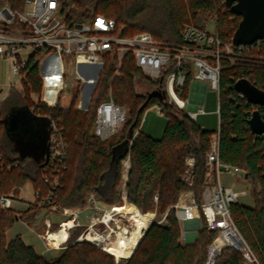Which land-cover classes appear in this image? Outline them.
Segmentation results:
<instances>
[{"label": "trees", "instance_id": "obj_1", "mask_svg": "<svg viewBox=\"0 0 264 264\" xmlns=\"http://www.w3.org/2000/svg\"><path fill=\"white\" fill-rule=\"evenodd\" d=\"M65 11L71 8L69 20L81 23L104 15L117 23V33L132 37L140 32H149L156 40L181 44L185 25L204 29L210 18L218 21V32L222 39L233 36L241 18L234 16L225 0H60ZM72 6V7H71ZM234 29V30H233ZM264 57V46L261 53ZM40 55H36L22 72V90L13 88L8 97L9 105L0 100V156L6 170L0 174V195L9 194L16 187L31 182L35 190L48 193L43 176L49 173L48 164L41 166L33 158H22L7 134L3 120L16 107L30 108L34 115L44 121L59 120L64 127L69 143L67 169L55 202L60 207H84L87 197L96 194L104 201L121 203L117 187L121 182V164L130 153L131 169L128 175V200L143 211L154 208V196L158 193V210L167 213L166 224L154 223L146 232L134 255L126 264H207L209 248L218 236L217 231L208 230L201 216V230L197 240L183 243L182 227L176 218L175 204L182 192L191 191L195 201L203 199L206 177V154L216 131L200 127L196 121L167 107L164 115L169 122L161 139H154L142 132L141 122L150 107L164 105L162 91L165 83H151L137 68L134 58L126 56L121 76L114 79L112 92L114 102L127 109V120L116 134L119 139H100L95 133L97 109L106 100L114 76L113 57L107 59L98 87L87 112L77 109L80 99L78 91L71 95L68 107H49L42 102L44 80L41 77ZM56 59L49 61L48 96L54 101L57 84L52 82ZM221 73V143L220 159L244 170L252 181L253 206L235 203L231 206V217L243 241L256 260L264 264V136L252 133L249 114L253 108L241 100L234 88L235 79H247L256 87L264 89V62H244L232 67L227 60L222 62ZM235 78V79H234ZM148 85V92L138 94L137 82ZM79 85L80 82H75ZM190 80L187 81L183 97H187ZM83 89L80 107L89 99ZM34 97L38 99L35 103ZM144 106L143 110L142 107ZM34 108V110H32ZM264 119V106L260 107ZM137 133V134H136ZM115 134V135H116ZM136 134V135H135ZM130 144V146H129ZM113 155L115 160L113 161ZM195 159L192 185L183 180L186 162ZM115 176L110 198L101 191L107 182L108 173ZM43 211L34 203L24 212H15L0 207V264H114L111 255L87 243L71 244L52 259H47L34 246L27 244L18 235L8 241L6 232L16 221L28 224L35 221ZM244 254L233 248H224L211 264H248Z\"/></svg>", "mask_w": 264, "mask_h": 264}, {"label": "built area", "instance_id": "obj_2", "mask_svg": "<svg viewBox=\"0 0 264 264\" xmlns=\"http://www.w3.org/2000/svg\"><path fill=\"white\" fill-rule=\"evenodd\" d=\"M70 13L71 8L65 11L60 0H0V62L7 63L10 73L8 82L0 87V97H8L13 88L22 90V72L39 54L40 72L42 66L47 67L51 59H56L53 69V76L55 73L56 76L52 79L56 80L55 85L58 82L56 85L58 90L54 101L48 96V92L46 99L42 97L44 105L56 107L61 94L68 90L74 81L80 82L83 88L86 84L89 85L88 100L91 102L107 59L112 56L115 61V73L107 98L97 109L95 123L96 135L106 140L119 132L128 119L127 109L114 102L112 92L114 79L121 76L124 59L128 55L134 58L137 68L151 83L156 84L158 81L165 83L162 91L165 104L153 106L157 114L164 115L165 109L172 107L178 113H184L196 121L197 116L204 113L203 104H197L194 110L190 108L188 98L183 97L187 81L190 80V84H204L208 89H214L218 93L219 127L211 139L210 149L206 154L207 169L202 202L198 204L193 192L188 191L181 194L174 208L176 218L182 227L183 237L195 235L193 222L198 219L201 221V216L208 230L218 232L215 243L210 247V255L226 229H230L242 239L232 220L231 206L239 203V199L246 196L247 192L235 191L232 185L225 186L221 179L223 174L245 175L240 167L224 163L220 159L219 100L222 62L227 60L232 67H236L240 62H264V57L260 55L264 40H258L252 45H235L234 35L221 38L217 20L212 21L213 30H205L191 24L185 25L181 44L156 40L149 32L122 37L117 33V23L104 15H97L92 21L81 23L69 20ZM233 15L232 21L241 18ZM65 61H70L77 68L75 76L70 79L66 75ZM239 80L235 79V84ZM237 93L241 100L247 99L245 94L238 91ZM205 97L206 91L201 93L199 101H205ZM34 101L37 103L38 99L34 97ZM246 102L253 106L248 113L250 121L254 111H260L262 106L251 104L248 100ZM188 106L189 109L185 112ZM49 136V173L43 176L44 183L48 185V193L43 195L41 190L34 189V201L29 202L26 209L37 203L38 208L43 209L42 213L46 214L43 220L44 233L40 235L46 250H64L71 242L87 243L113 256L116 262L120 259H130L148 229L154 223H158L153 221V214L150 216V213L148 215L142 213L136 204L128 200L130 153L122 161L124 171L118 188L121 203H109L96 194H90L84 207H60L56 204L55 197L62 189L69 143L59 120L51 121ZM187 164L188 173L193 177L195 159L189 158ZM7 168L10 169L0 156V174ZM21 192L22 187H16L11 193L0 195V207L20 212L16 204L24 200ZM49 213L50 216L60 217L61 221L52 223L50 216L48 217ZM74 230H80V233L72 239ZM230 246L233 245L222 248ZM241 246L243 247V244ZM246 247L248 248L247 245ZM251 254L248 248L244 256L250 259Z\"/></svg>", "mask_w": 264, "mask_h": 264}, {"label": "rangeland", "instance_id": "obj_3", "mask_svg": "<svg viewBox=\"0 0 264 264\" xmlns=\"http://www.w3.org/2000/svg\"><path fill=\"white\" fill-rule=\"evenodd\" d=\"M212 21L213 19L210 18L209 21L205 24L204 29L205 30H213L214 26L212 25ZM0 85H4V83L7 81L8 79V75L10 73H8V65L5 62H1L0 63ZM65 71H66V75L68 76V78L70 79L71 77L75 76L76 72H77V68L73 63H70V61H65ZM208 83V82H206ZM76 85L75 81L72 82L70 88L66 91H64L61 94L60 97V106L62 107H68L69 103H70V99H71V95L73 92L78 91L79 95H80V99L79 101L82 100V97L84 96L83 94V85H79L77 87H75L73 89V86ZM45 83H44V94L42 95V97L44 99L47 98V89H46ZM90 88V87H89ZM89 88L87 89V92L85 93L86 99L89 98ZM148 90V85L145 82L139 81L136 84V91L138 94H144ZM20 92H23V90H20ZM206 101L204 104V113L199 114L196 118V123L202 127V128H206L209 131H217L218 127H219V115H218V93L217 91H215L214 89H208L206 91ZM191 94V88L189 91V97ZM93 96V94H92ZM36 98V97H35ZM1 101H4L5 99H1ZM87 101H89L88 99L85 101L87 104ZM189 101V99L187 100ZM186 101V102H187ZM5 105H9L10 102H8V99L5 100ZM188 103V102H187ZM189 109V106L187 107V109L185 110V112ZM85 112V111H84ZM169 122V119L167 116L165 115H160L157 114V111L155 109H153V107H150L149 109L146 110V112L144 113V116L142 118V122H141V131L145 132L146 134L150 135L151 137H153L154 139H161L164 136V132L165 129L167 127V124ZM94 133L96 134V128L94 129ZM119 139V135H112L110 137V141H116ZM20 155V153H19ZM124 171V164H121V180H122V173ZM107 176V186L106 188L102 191L104 193L105 196H107V198H110V190L113 186V179L115 176V171L111 170ZM193 177L191 175H189L188 173V164L186 162V171L185 174L183 175V180L188 184V185H192L193 183ZM222 179V183L225 186H229L234 188L235 191H246L247 195L246 196H242L239 199V203L244 204L246 206H253V189H254V185L252 183V181L248 180L247 178H245V175H235V176H230V175H226L223 174L221 176ZM121 184V182H120ZM120 186V185H119ZM119 186L117 187V189L119 188ZM33 185L31 182H27L23 187H22V197L24 198L25 201L27 202H32L34 201V194H33ZM118 191V190H117ZM188 191L182 192V193H186ZM181 193V194H182ZM180 194V196H181ZM179 196V199H180ZM178 199V202H179ZM158 193L155 194L154 196V208L148 211H143L141 208L140 210L142 211V213L147 214H153V221L154 222H158L161 225L166 224V217H167V213H164L161 215V213L158 210ZM177 202V203H178ZM176 203V204H177ZM27 208V207H26ZM26 211V210H25ZM24 212V211H23ZM51 213H49L48 217L50 216ZM149 214V215H150ZM46 217V214L43 212H41L37 218L35 219V221H33L32 223L28 224L24 221H16L11 228H9L6 232V238L8 241L14 239L16 236L20 235L22 236V239L29 245H32L35 247V249H37L43 256H45L47 259H52L54 257L59 256L63 250H58V251H47L45 246H44V241L43 239H41L40 235H42L44 233V228H43V220ZM50 220L52 221V223H57L59 221H61L60 217L57 216H50L49 217ZM48 218V219H49ZM195 231V230H194ZM80 233V230H74L72 231V239H75V237ZM197 233V237L196 239H192V241H188V235H186L185 237H183L182 241L185 244H191L194 243L199 235V232ZM218 237V236H217ZM216 237V238H217ZM240 238V237H239ZM216 240V239H215ZM214 240V242H215ZM240 244L238 243H234L233 244V248L237 249V250H241L244 254L248 251V248L246 247V244H244L243 240L240 238ZM213 242V243H214ZM70 244H74L73 242H71ZM241 244H243V247L241 246ZM213 245V244H212ZM211 245V246H212ZM210 246V247H211ZM69 247V246H68ZM231 247V246H230ZM227 248V247H226ZM224 249V248H223ZM209 252H210V248H209ZM222 252V251H221ZM210 255V253H209ZM113 257V256H112ZM114 259V264H126L128 262V260L125 259H120L118 262H116L115 258ZM247 261L249 262L248 264H254L256 263V260L254 259V257L252 255H250V259L249 257L247 258Z\"/></svg>", "mask_w": 264, "mask_h": 264}, {"label": "water", "instance_id": "obj_4", "mask_svg": "<svg viewBox=\"0 0 264 264\" xmlns=\"http://www.w3.org/2000/svg\"><path fill=\"white\" fill-rule=\"evenodd\" d=\"M225 3L233 14L241 17L233 38L235 45H252L258 40H264V0H225ZM235 88L238 92L245 94L246 100L251 104L264 106V91L247 79H240L235 84ZM143 108L144 106L141 110ZM3 123L9 138L22 158L31 157L39 164L45 160L41 166L48 164L51 121L46 122L34 115L30 108L16 107L8 113ZM249 125L254 134L264 136V119L260 111H254ZM114 160L115 155H113ZM245 178H247L246 175ZM193 225L197 232L201 230L199 219L194 221ZM196 237L197 233L189 236L188 241ZM222 250L223 248H220L214 257L210 255L207 264H211L216 257L220 256Z\"/></svg>", "mask_w": 264, "mask_h": 264}, {"label": "crops", "instance_id": "obj_5", "mask_svg": "<svg viewBox=\"0 0 264 264\" xmlns=\"http://www.w3.org/2000/svg\"><path fill=\"white\" fill-rule=\"evenodd\" d=\"M1 63V62H0ZM0 66H1V64H0ZM49 66H47V67H44V66H42V68H41V77H42V79L44 80V83H45V85H47L46 86V91L48 92V77H49ZM55 76H56V73L54 74ZM54 76V77H55ZM8 80H9V78L7 79V81L6 82H8ZM5 82V83H6ZM52 82L53 83H55L56 82V80L55 79H52ZM4 83V84H5ZM2 85H0V87H1ZM189 88V91H190V88H191V94H190V97H189V91H188V96H187V98L189 99V103H190V108L191 109H195V107H196V105L197 104H203V108H204V104H205V101H206V97H205V101H202V100H200L199 101V96L201 95V93L202 92H204V91H207L208 90V88H207V86L206 85H204V84H199V83H191L190 84V87H188ZM83 91V90H82ZM207 93V92H206ZM2 100L3 99H5V98H3L2 96L0 97ZM82 99H83V97H82ZM80 102L81 101H79V103H78V105H77V109L78 110H82V111H86V109L89 107L88 105H89V103H90V101H87V104H86V102H84L83 103V105H82V107H80L79 105H80ZM154 109V108H153ZM106 186H107V183H105L104 185H103V187H102V190L101 191H103L105 188H106ZM28 203L29 202H27V201H25V200H23L21 203H17L16 204V208L20 211V212H23V211H25L27 208V205H28Z\"/></svg>", "mask_w": 264, "mask_h": 264}, {"label": "bare ground", "instance_id": "obj_6", "mask_svg": "<svg viewBox=\"0 0 264 264\" xmlns=\"http://www.w3.org/2000/svg\"><path fill=\"white\" fill-rule=\"evenodd\" d=\"M151 215L152 214H150V216ZM150 216H148V217H150ZM143 219H144V217H143ZM141 224L143 225V220L141 221ZM239 239H240L239 236L236 235L233 231H231L230 229H226L223 232V236L218 240L215 248L212 249L210 257H214L219 252V249L222 248L223 246L233 245L234 243H237V242L240 244Z\"/></svg>", "mask_w": 264, "mask_h": 264}]
</instances>
